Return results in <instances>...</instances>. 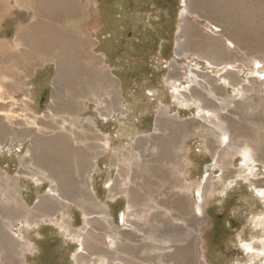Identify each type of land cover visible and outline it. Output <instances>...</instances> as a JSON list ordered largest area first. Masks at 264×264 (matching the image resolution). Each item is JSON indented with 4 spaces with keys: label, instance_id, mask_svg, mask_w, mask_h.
I'll return each mask as SVG.
<instances>
[{
    "label": "rangeland",
    "instance_id": "1",
    "mask_svg": "<svg viewBox=\"0 0 264 264\" xmlns=\"http://www.w3.org/2000/svg\"><path fill=\"white\" fill-rule=\"evenodd\" d=\"M33 3V0H6L5 2V4L11 7L17 4L16 9L19 10H22V7L24 8L25 12H18L19 17L23 19V25L33 20L37 13L36 8L28 10L30 9L29 6ZM19 4H22V6ZM26 4L27 6H25ZM70 4L75 11L69 8L72 13L69 9L66 10L67 12H57L50 19L51 21L47 22L54 25L55 29L61 33L66 30L74 38L76 36H79L81 39L83 38L84 41L81 40L80 43L86 49V59L89 61L92 56V58L95 57L94 64L87 68L88 72L85 77L78 79L76 84L68 85L67 83H63L64 86L61 87V90L57 87L59 90L57 93L59 95L58 98L54 93L53 85L56 66L54 67L50 61H42V65H40L41 62L40 58L38 59L37 57V53H31L32 57H36L31 59L32 62L37 60L34 66H31V62L22 67L21 65L17 67L10 65L4 72L5 74L2 76L3 81L0 85V104L2 107L0 111L3 110L5 113H8L12 111V108L18 113L21 112L18 119L12 118L10 120L16 121V124L24 129L27 125L24 120V114L30 116L31 111L28 110L30 105L39 114L52 115L57 112L60 117L64 115L71 117L72 115L75 116L74 114H77L80 110L82 103L80 101L77 102V98L80 95L78 100L83 99L87 103L89 102L88 109L84 115L98 121H96L97 130L96 128H90L89 122L85 119L83 122L79 121L76 126H81L79 129L84 128L86 125V127L89 126L91 134H94V131L91 130L94 129L101 136L110 137L111 135L114 139L113 145L111 144L110 147L105 146L104 148L98 147V156L90 157L88 161L85 160L83 172L87 171V168L91 166L89 176L81 172L79 179L76 174L75 164L66 165L64 168L69 171L72 170V173L75 175L73 183L76 182L78 184L80 181L84 182L88 180V183H90L89 190L95 195L97 202L104 203L103 205L112 211V218H116L114 219L115 224L118 221L120 228H124L121 222H119L120 217L117 216V213L124 208L127 210V196H125V193V195L121 193L115 199H111L106 185L107 181L110 179L114 180V177L116 178L117 174H119L117 171L120 161L115 159V148L123 145L122 149L125 147L127 149L130 146L132 154L130 153L129 157L130 155L132 156L129 163L134 161V153L137 148L139 149L140 146L141 149L144 148V150H141L144 162H147L151 171L153 170L154 172L156 169L155 174H157L150 178L146 176L145 179L140 181L138 179V184L147 180L146 182L152 184L154 189L159 184H162L164 186L162 192L168 191L170 185L173 186V184L166 182L169 181V170L175 168L177 164L174 163V166L173 162L165 161L166 166L164 167V159L161 157L164 154V152L161 153L163 149H159L160 151L154 150L151 146L150 150L149 144L152 142L160 144L161 139L165 140L168 137L169 139H176L181 134H185L182 126L180 127V121L185 122L196 118L204 124H209L206 119L200 117L199 113L195 112L196 105H193L192 109H188V106L176 105L170 97L171 88H168L169 84H166V79L171 69L170 65L173 62H180L181 66H185L188 63L190 69L207 71L216 78H219L220 74L224 73L229 65L225 66L226 63H221L220 66L208 64L205 60L194 56L190 60L178 57L177 41L184 36V30L192 28V31L193 29L198 31L199 28L201 29V27H205L207 24L206 20L195 13H187L184 7H181V0H74V4L73 0H70ZM206 8V6L201 7L203 11ZM78 10L80 11L78 12ZM202 10L200 11L202 12ZM14 13L13 11L9 12L6 16L7 20H4L2 17L4 27L2 30L0 29V38H6L5 40L9 42L13 41L12 39L15 37V26L21 22L17 21L19 19L14 17ZM78 29H81V34L78 33ZM200 36L202 37L201 33ZM15 44H17L16 41L14 43L11 42L9 45L15 47ZM55 50L57 51V48ZM55 50H53L54 53ZM34 52H37V50ZM94 53L96 56H94ZM43 55L46 57L49 54L43 52ZM259 59L263 61V65L264 56H260ZM239 61L242 62L241 59ZM248 66L245 64V67H242L239 72L244 84H250L251 78L261 79L263 77L264 70L260 71L259 67L255 64ZM26 71H29L32 80L36 81L35 91L37 95L33 98L34 105L29 104L28 101L26 104L22 103L24 102L23 97L26 96L27 89ZM220 83H223V81L221 80ZM227 91L236 96L234 97L236 100H241L242 96L235 94L232 87H228ZM109 92L113 93L107 94ZM116 94L119 96L116 102L119 104L122 102L124 106L122 104L120 106L121 109L114 110L112 112L113 116L112 114H108L107 111H103V117L99 113L97 114V110H95L96 103L94 101L98 102V109H102L107 101L106 98L108 97V100L114 99L117 96ZM11 97H14L16 102ZM161 100H163V103ZM101 102L103 103L101 104ZM66 104L70 106V109L67 110L64 107ZM164 106L168 108L167 110L171 114V116L165 117V119L172 121V124L176 122L177 125L175 124L174 127L166 129L169 134H157V120L160 116V108ZM122 110H126L124 111L125 113L120 112ZM239 111V117L237 115L235 117L240 118L241 121L245 122V125L249 126L251 132L255 133L257 125L255 124V129L253 120H251L253 118L250 115L251 112L248 113L244 105H241ZM259 111L258 109L257 112ZM201 114L209 116L205 113ZM81 115L82 112L80 111L78 116ZM107 116L109 118H106ZM8 119H6L7 124H9ZM30 119L34 121L35 119H42V117L35 118L31 116ZM259 123L261 126H264V122ZM73 124L71 120H66L64 127L70 129L73 127ZM30 125L27 128L34 127L31 122ZM120 125L123 126V131H119ZM86 127L84 129H87ZM6 129L9 131L7 126ZM258 131L263 133L262 137L264 139V128H260ZM120 132L123 134L117 135ZM5 135L7 136L4 138L6 143L2 142L4 147L0 149V171H3L2 175L6 179L5 181L8 180V177L13 176L15 178V171L23 173L20 176L21 178L18 179V185L23 190L20 198H25L28 201L27 204L33 207L38 204L36 202L37 197L41 198L47 195V188L51 185L52 181L45 179L43 180L44 182L42 181V184L41 182L39 185L36 184L35 180L37 179L34 178L33 180L26 174L24 166L27 165L28 167L29 165V169L31 167L30 163L27 162L26 152L22 157H18L17 154L14 156L17 150L15 151L14 146L11 150L8 147L9 141L14 135ZM24 135L28 136L27 134H21L19 137H22L21 139L26 138ZM187 136L189 137L185 139L184 150L180 155L176 153L182 171L179 170L175 174L172 173L171 181H174L175 190L179 188L183 194L186 193L194 201L199 186L209 180V184L212 186H208V190L204 195L203 213L195 215L193 211L195 205H191L190 212L187 215V222L169 219L168 214L171 215V213H168L169 210L167 209L168 212H165L163 209L159 213L160 215L156 216V219L152 217V213H149L144 217V223L142 224V226L149 230L142 234L136 231L134 237L129 236L130 239L126 243L128 245L125 246L126 253H129V256L133 258L148 256V254H160L161 250L158 247H152L153 245L149 246L147 250L140 247L142 246L141 242H151L147 238L148 232H155V225H161L164 219V223L160 227L161 237L167 238L171 233H175L178 236L177 238H182L183 241L181 243L184 246L182 245L183 247L181 248L183 251L179 250V255L181 254L182 257L185 252L190 253L189 264H264V193L261 194L259 189L260 183L264 186V163L251 160V165L247 166L245 163H242L240 152H237L236 154L220 157L218 159L219 167L212 170V162L215 160V157L211 154L212 151L208 146L209 134L205 131L199 132L197 130L195 133L188 134ZM2 137L3 135L1 134ZM78 137L85 138L86 134H83L80 130L78 134H72V138H75L74 140L70 139L76 143ZM141 138L147 141V143H139ZM26 140L25 145L22 147L24 150L30 144V135ZM83 140L86 141L88 138ZM72 141L69 142L71 143ZM90 141L93 142L92 139H89ZM99 141L101 144L104 143L102 138H99ZM120 141L124 143L120 144ZM91 146L86 148L87 151L85 152L79 149L82 152L81 154L88 157L95 150V147ZM215 146L217 147V145ZM90 150L92 151L90 152ZM252 152L255 154V151ZM160 165L162 168H160ZM8 167L9 173L6 172ZM128 171H131V169ZM228 172H231V175ZM173 175L176 176L175 179ZM139 178L141 179L142 177ZM76 183L73 184L72 190L78 188ZM176 193L179 194L177 191ZM3 198V195L0 196V199L3 200ZM65 213H70L69 215L72 217L70 220L74 229L77 230L75 233H78V230L87 225L80 206L69 205L64 210V213L57 211L54 215L63 220V217L66 216ZM16 225H19V222ZM41 226V228L35 226L30 233H24L26 238L35 240V243L32 241L33 246H31L33 248L30 246L28 249H31L30 251H26L25 254L22 252L12 259H0V264H75L71 255L72 253L76 254L79 252V249L75 245L77 234L73 232L67 234L68 232L64 229L62 230V228L59 229V226L55 223H46ZM199 226L200 228L198 229ZM13 231V235L18 237V234L15 233L17 231L16 227H13ZM102 232L104 233L103 229ZM139 234L140 236H138ZM19 235L18 238L22 236L21 233ZM131 241L137 243H131ZM106 242L104 244L105 247L117 244L112 237L107 238ZM151 244L153 243L151 242ZM156 245L165 244L156 243ZM97 251L96 253H98ZM180 262L182 263L183 260ZM115 264H119V262Z\"/></svg>",
    "mask_w": 264,
    "mask_h": 264
},
{
    "label": "bare ground",
    "instance_id": "2",
    "mask_svg": "<svg viewBox=\"0 0 264 264\" xmlns=\"http://www.w3.org/2000/svg\"><path fill=\"white\" fill-rule=\"evenodd\" d=\"M33 1L34 3L31 6L28 5L30 7L28 10L36 8L37 13L33 20L28 22L29 24L27 23L23 25V19L19 17L18 12H25L24 8L22 7V10L16 9L17 4L12 6V8L8 4H5L6 0H0V29H3L4 20L9 12L13 11L14 13L15 11L14 17L19 19L17 21H21L15 26L16 30H14L15 37L12 39L13 41L9 42L5 40L6 38H0V85L3 81L2 76L5 74L4 72L8 66L15 65L17 67L21 65L22 67L30 62L31 66H34L37 60L32 62L31 59L36 57H32L31 53H37L38 59L40 58V65H42V61H50L53 63L54 67L56 66L53 85L54 93L59 98L57 93L61 90V87L64 86L63 83L73 85L78 82V79L85 77L88 72L87 68L94 64L95 57L92 58V56L89 61L86 59V49L83 44L81 45L80 43L81 40L84 41L83 38L81 39L79 36L74 38V36L69 35V32L66 30L61 33L55 29L54 25L47 22L53 18L57 12L63 13L69 8L75 11V9L70 6V0ZM181 3V7L183 6L187 13H195L197 16L206 20L207 24L205 27L203 26L201 29L199 28L198 31H195L194 29L192 31V28H186L184 30V36L177 41L178 57L180 59L190 60V58L194 56L201 60H205L208 64L220 66L221 63H226L225 66L229 65V67H227L224 73L220 74L219 78H216L207 71H198L194 68L190 69L188 63L185 66H181L180 62H173L170 65L171 69L166 79V84H169L168 88H171L170 97L176 105L188 106V109H192L193 105H196L197 108L195 112L199 113L200 117L209 122V124H204L196 118L185 122L180 121V127L182 126L185 134H181L176 139H169V137L167 138L168 140L161 139L160 144L153 143L152 141V143L149 144L150 150L151 146L154 150L163 149L161 153L164 152V154L161 155V157L164 159V167L166 166L165 161H171L173 162V165L174 163L177 164L175 168L169 170V181H166L173 184V186L170 185L168 191L164 190L166 192H162L164 187L162 184H159L155 189L152 184L146 182L147 180L138 184V179L140 181L145 179L146 176L150 178L151 176L156 175V169L154 172L153 170L151 171L147 162H144L141 153V150H144V148L141 149L140 145V148H137L134 153V161L132 163H129L132 156L130 155L129 157L132 150L130 146L127 147V149L125 147V150L122 149L123 145H120L119 147L117 146L114 150V155L115 159L120 161V166L117 171L119 174H117L118 176L116 175V178L114 177V180L110 179L107 181L106 185L110 192V196H108L111 199H115L118 194L121 193H123V195L126 194L125 196H127V210L124 208L117 213V216L120 217L119 222L124 226V228H120L118 221L116 224L114 222V219L116 218H112V211L107 209L103 205V202V204L97 202L95 195L90 192V183H88V180H85L84 182L80 181L78 184L75 182L79 189L72 190V186L75 184L73 183L75 175L72 173V170L69 171L64 168L66 165L69 166V164H75L76 174L80 179V174L83 172L85 162L88 161L90 157L98 156L99 151L97 148H104L105 146L110 147L111 144L113 145L114 139L111 135L110 137L105 135L101 136L96 131L97 120L95 121L91 117L84 115L88 109L89 102L87 103V101L83 99L78 100L81 96L80 95L77 98V102L80 101L82 103L80 105V110L77 114H74L75 116L72 115V118L65 115L60 117L57 112L52 115H45L43 113L39 114L35 112L34 108L30 105V107H28V110L31 111L29 114L30 116L24 114V120L27 124L24 129L16 124V121L10 120L12 118L18 119L21 112L18 113L12 108V111H9L8 113L1 110L0 149L4 147L2 142L6 143L4 138L7 136L5 134H13L14 137L9 141V146H7L9 147V150H11L13 146L15 147L14 149L15 151L17 150V152H13L14 156L17 154L18 157H22L26 152L27 162H29L31 166L29 169V165L27 167L25 163H22L26 165L24 166L26 174H28L33 180L34 178L37 179L35 181L38 185L40 182L42 184V181L45 179L52 181V183L50 182L51 185L47 188V195L41 198L37 197L36 202L38 204L31 207L27 204L28 201H26L25 198H20V194L23 190L18 185V179L21 178L20 176L23 173H21V171H15V178H13V176L8 177V180L5 181L6 179L2 175L3 171H0V196L3 195L4 197L3 200L0 199V259H12L14 256L16 257L22 252L25 254L26 251H30L31 249H28L31 245L33 246L32 241L35 243V240L32 238L29 239L28 237L26 238L24 233H30L35 226L41 228L42 224L55 223L59 226V229L62 228V230L64 229L68 232L67 234H69V232H77L70 220L72 218L69 215L70 213H65L66 216L63 217V220H60L56 217L57 215H54L57 211L59 213H64V210H66L69 205L74 204V206L78 205L82 208L84 218L87 222V225L80 229L81 231L78 230L79 232L75 233L77 234V239L74 241L76 242L75 245L77 249H79L78 253H72L71 255L75 264H115L116 262H119V264H189L191 257L190 253L183 252L184 254L182 257L181 254L179 255V250L184 246V244L181 243L183 241L182 238H177L178 236L175 233H171L167 238L161 237L160 227H162L164 219L162 220L161 225H155V232H148V237L146 236L153 244L144 241L145 243L141 242L142 246L140 247L147 250L149 246L153 245L152 247H158L161 250L160 254H148V256L133 258L132 256H129L130 254L126 253L125 250V246L128 245L126 243L130 239L129 236L134 237L136 231H139L142 234L149 230L142 226L144 223V217L149 213H152V217L156 219V216L160 215L159 213H161L163 209L165 212H168L167 210H169L168 213H171V215L168 214L169 219L172 218L174 221L186 222L191 205H195L193 209L195 215L203 213V198L210 185L209 180L203 185L199 184L200 186L196 192V199H194V201L186 195V193L183 194L179 188L175 190L174 181H171L172 173L175 174L179 170L182 171L181 165L178 162L177 154L180 155L184 150L185 139L186 137H189L187 135L195 133L197 130H199V132L205 131L209 134L208 146L212 151L211 154L215 157V160L212 162V170L219 167L218 159L220 157L229 154H236L237 152H240L242 163H245L247 166H249V164L251 165V160L264 163L263 133L258 131V129L264 128V126H261L259 123L264 122V74L261 79L251 78L250 84H244L243 79H241V75L239 74L240 69L245 67V64L247 66L255 64L259 67L258 69L260 71L264 70V64L262 65L263 61L259 59L260 56H264V0H181ZM22 4L19 5L22 6ZM25 6H27V4ZM203 6L207 7L204 11L201 9ZM200 10H202V12ZM79 11L80 10H78V12ZM70 12L72 13V11ZM188 19H190V17H188ZM80 30L81 29H78L79 34H81ZM200 33L202 34V37L200 36ZM14 41H16L17 44H15V47H11L9 44L11 42L14 43ZM56 48L57 51L55 50ZM35 50H37V52H34ZM53 50H55V53ZM43 52L49 55H46L45 57ZM94 56H96L95 53ZM240 59L242 62L239 61ZM30 74L29 71H26L27 89L26 96L23 97L24 102L22 103L26 104L28 101L29 104L34 105L33 98L37 95V92L35 91L36 81H33L34 79L32 80ZM221 80L223 83H220ZM228 87H232L235 94L241 95V100H236L234 98L236 96H233L227 91ZM111 93L113 92L107 94ZM11 98L16 102L14 97ZM117 99H119L118 95L115 96L114 99L109 100L107 97V101L102 109H98V102L94 101L96 103L95 110H97V114L99 113V115H102L103 111L112 114L114 110H118L123 103H117ZM161 101L163 103V100ZM103 102H101V104ZM241 105H244L248 113L251 112L250 115L253 116L251 120H253L252 122L255 129L257 125V131L255 133L251 132L249 126L244 124L245 122L241 121L240 118L235 117V115L239 117V109ZM64 107L67 110L70 109L68 104ZM0 109H2V107ZM167 109L166 106L160 108L161 112L157 120L156 128L157 134H169L166 129L174 127L175 124L177 125L176 122L172 124V121L165 119V117L171 116ZM258 109L260 110L259 112H257ZM80 111L82 112V115L78 116ZM124 111L122 110L120 112ZM201 113L208 114L209 116L202 115ZM31 116L35 118L42 117V119L31 121ZM101 117H103V115ZM106 118L109 117L107 116ZM6 119H8L9 124H7ZM84 119L89 122L90 128H96V130L91 129L94 131V134L89 132V126L86 127L87 125L85 126L87 129H84L85 127L79 129L81 126H76L79 121L83 122ZM66 120H71L74 123L73 127L70 129L64 127V122ZM30 122L34 125L33 128H27L31 126ZM120 123L122 124V122ZM6 126L9 128V131L6 129ZM80 130L83 134H86V137H78L76 143H74L72 140L75 138H72V134H78ZM119 131H123L122 125H120ZM1 134L3 135L2 138ZM21 134H27L28 136L26 137L24 135L26 138L21 139L22 137H19ZM119 134L123 133L120 132L117 135ZM29 135L31 137L30 144H28V147L24 150L22 147L25 145V141H27L26 139ZM86 138H88V140L84 141L83 139ZM99 138H102L104 142L103 144L99 143ZM89 139H92L93 142H89ZM69 141H72V144ZM122 143L124 142H121L120 144ZM139 143L144 144L147 143V141H144V139L141 138ZM90 145L94 146L95 150H90L92 153H90L88 157H85L81 153L87 151L86 148ZM215 145H217V147ZM23 150L24 152L22 153ZM252 151H255V154ZM161 157L160 161L162 160ZM90 167H88V170L84 171L83 174L89 176ZM160 168H162L161 165ZM129 169H131V171H128ZM6 172L9 173V167ZM228 174L231 175V172H228ZM136 175L138 176L136 177ZM139 177L142 178L140 179ZM173 178L175 179L176 176ZM259 186L261 194H263L264 186L261 183ZM176 191L179 194H177ZM18 222L19 225H16ZM13 227H16L18 232L15 231V233L18 234V237L20 236V233L22 234L20 238L13 235ZM199 228L200 226L198 229ZM102 229L104 230V233L102 232ZM138 236H140V234ZM110 237H112L117 244L115 246L105 247L104 244L107 241V238ZM134 242L131 241V243ZM156 243H163L165 245L157 246ZM167 249L171 250L167 251ZM96 250H98V253H96ZM181 260H183L182 263L180 262Z\"/></svg>",
    "mask_w": 264,
    "mask_h": 264
}]
</instances>
